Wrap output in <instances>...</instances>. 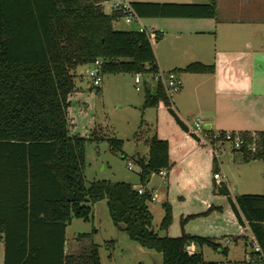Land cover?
Returning a JSON list of instances; mask_svg holds the SVG:
<instances>
[{"label": "trees", "instance_id": "16d2710c", "mask_svg": "<svg viewBox=\"0 0 264 264\" xmlns=\"http://www.w3.org/2000/svg\"><path fill=\"white\" fill-rule=\"evenodd\" d=\"M106 1L0 0V241L5 245L4 264H103L99 243L85 246L80 253H66V228L74 217L91 221L94 204L104 199L114 224L142 246L161 252L163 264H221L206 260L203 252H190L188 244L196 242L225 253L227 246L214 237L184 230L188 220L209 214L213 207L182 218L183 232L172 236L167 232L173 221L172 206L164 203L160 230L165 234H161L154 225L150 190L140 193L129 181L104 179L86 184L88 141L107 139L119 149L123 139L71 132L68 108L76 89V69L102 59L103 75H150L159 70L148 30L115 28V21L125 12H108ZM131 4L140 17H216L218 12V0H132ZM156 36L161 38L162 33ZM175 70L213 72L215 65L194 61ZM160 104L189 130L163 84L158 82L155 89L147 86L144 107ZM244 135L251 138L249 131ZM146 141L148 156L134 157L141 166V185L153 173L173 166L168 139L154 134ZM241 151L247 160L264 156L263 151ZM219 164L214 155V190L228 197L238 221L249 227L264 250V193L232 196L217 176Z\"/></svg>", "mask_w": 264, "mask_h": 264}, {"label": "crops", "instance_id": "0c3cea01", "mask_svg": "<svg viewBox=\"0 0 264 264\" xmlns=\"http://www.w3.org/2000/svg\"><path fill=\"white\" fill-rule=\"evenodd\" d=\"M128 1L131 2L132 0ZM152 1L169 2L168 0ZM187 1L199 2L198 0ZM250 1L252 0H245L246 3H250ZM105 3L106 2H104V5ZM237 12V0H218V12L216 17L156 19L161 16H152V18H155L152 19L154 23L153 27L157 32L159 31L162 33L161 41L165 39V32L163 29L167 27V25L164 23L170 20V22L176 26L179 24L177 23L178 21L183 24L182 27L168 29V33H171L173 38H168L169 43L166 45L168 46V51L166 52L167 59H162L160 50L154 48L159 70L167 71L178 69L180 67H185L191 62L201 61L206 64H214L215 71H179L184 80V84L180 92L171 96L170 99L173 107L181 119L187 124L189 130H185L173 115V119L166 117L167 123L164 122L160 125L162 104L159 106L146 107L147 109H152V117L146 116L143 123V125H148V121L150 120L152 125L156 124V133L158 136L169 140L170 157L173 163L172 168L170 170L168 169L166 177L153 173L151 176L152 180L150 179L149 186L145 185V189L152 192V195L155 197L153 201L159 199L163 203L169 202L172 206L173 218L177 217V219L179 218L180 220L182 217L188 215H199L213 207V210L209 214L199 215L188 220L184 228L188 233L214 237L222 241L223 245L228 248L227 253L221 249L214 250L208 245L201 246L196 242L188 244L190 248H188V250L190 252H203L206 260L219 261L220 263H222V260L217 258L218 254H229L231 252L230 246L227 245V243L231 241V237H234L236 242H239V240L247 241L245 250L246 255L247 251L251 248L248 243L251 231L248 226H244L238 221L228 197L214 190V149L209 144L198 140L191 131V127L194 120L197 117H201L204 119L206 126L213 130L264 131L263 60H254L253 58L247 57L250 56V54L243 49L218 46V41H220V39L236 40L241 37L244 39L247 34L249 35V33L246 34L245 31L251 34V32L255 30L254 27L249 26L252 19H238L239 15H237ZM261 20L263 21L264 19ZM138 24L144 23L140 19ZM158 27H160V29H158ZM249 45H251V43H249ZM228 46H230V44H228ZM143 83L144 88L150 86L152 89H155L157 85V81L153 79V77L144 79ZM165 108L168 110L167 106H165ZM170 114L172 113L170 112ZM225 145L226 144L220 146L218 158H220V153L225 150ZM232 149V153L230 152V154L226 151V155H228L229 160L238 162V168L245 166L243 165L244 163L250 164L252 162V159H245V155L241 150H236L233 147ZM123 152L126 157H129L127 152ZM237 152L241 153L242 158L237 155ZM148 153L149 145L146 143L145 150H140L139 147H137L134 154L130 155V157H147ZM223 163H225V161L222 160L220 174H222L223 177H220V181H224L228 185L232 196H235L240 193H238L240 188L234 191L228 180L229 170L224 166L226 164ZM248 168L253 171L254 175L261 176L260 174H264L263 167V170L253 167V165H249ZM154 175L159 176V179H155L156 177ZM140 182L138 184H133L135 186H141ZM164 182H166L168 186L163 189L162 183ZM249 189L253 188L247 189L245 185L244 191L249 193L257 191ZM259 193L263 192L261 191ZM97 203L98 202L94 204V210ZM200 216L210 219L213 218V220H215L211 221L209 219V224H207L205 228L207 232H200L201 230H198L196 226L191 228L192 222H196L193 220H197ZM97 230L98 228L94 225L93 231ZM82 238L85 239L84 237ZM67 243L68 239L66 240V253H71L70 251L67 252ZM92 243L96 242H85L86 246ZM208 248L214 250L215 253L213 252V254L216 256L215 258L211 259L207 257ZM0 252H2L1 264H4L5 245L3 241H0ZM243 260L244 259H234L232 261Z\"/></svg>", "mask_w": 264, "mask_h": 264}, {"label": "rangeland", "instance_id": "374dc122", "mask_svg": "<svg viewBox=\"0 0 264 264\" xmlns=\"http://www.w3.org/2000/svg\"><path fill=\"white\" fill-rule=\"evenodd\" d=\"M168 1L188 2L187 0ZM198 1L206 2L207 0ZM111 4V0H107L105 3V8L108 12L112 10ZM237 11V15H239L238 19H252L249 26L254 27L255 30H253L251 34L245 31L246 34L249 33V35L247 34L248 37L246 36L244 39L243 37L236 40L220 39V41H218V46L220 47L221 45L229 48L246 50V52L248 51L250 54V56L247 57L253 58L254 60L261 59L264 62V20H261L264 19V0H252L250 3H246L245 0H237ZM140 19L146 25L151 35L154 48L160 50L162 59H167L166 52L168 51V46L166 45L169 43L168 38H173L172 34L168 33V29L182 27V22L178 21L177 23L179 24L177 26L173 25L170 20L166 22L167 24L164 23L167 25V27L163 29L165 32V39L161 41V38L156 36L157 31L153 27L154 23L152 19L155 18L148 16L141 17ZM156 19L192 18L158 17ZM114 26L117 29H137L139 24L136 21L129 23L122 17L115 21ZM158 29H160V27H158ZM249 43H251V45H249ZM228 44H230V46H228ZM88 66L89 65H79L75 71L76 89L71 95L72 102L68 108L71 132L88 137L116 136L123 139V144L119 149H114L111 142L107 139H94L88 141L87 166L85 171L86 184L90 185L93 181L104 179L111 181H129L138 184L140 182L138 173H140L141 166L134 160V157H130V155L134 154L137 147H139L140 150H145L146 140L152 135L157 134L156 124L152 125L150 120L148 121V125H143L146 116L152 117V109H147L143 104L145 98L143 80L150 76L144 74L142 83L140 84L142 89H137L135 73H106L102 79V86L100 90H98V88L94 86L93 81L86 75L85 70ZM162 106L160 112V125L164 122L167 123L166 117L173 119L170 111L168 112L165 108L166 105L162 104ZM225 146V152L223 151L220 153L219 167L221 172L222 160L225 161L223 164H226L224 166L229 170L228 180L234 191L240 188L238 193H249L244 191L246 185L247 189L253 188L249 190H257L254 191V193H259L261 191L264 193V174H260L261 176L254 175L253 171L248 168L249 165H253V167L263 170L264 156L254 158L250 164L244 163L243 165L245 166L238 168V162L229 160L228 155H226L227 152L232 153L233 149L231 145L226 144ZM123 151L127 152L129 157H124L125 153ZM237 155L242 158L240 152H237ZM130 159L134 160L132 168H129L128 165ZM220 172L217 174L219 179L221 176L223 177ZM155 177V179H159V176ZM149 182L146 184L147 186H149ZM141 186L144 188L146 187L145 185ZM162 186L164 189L168 184L164 182ZM150 208L154 214V225L156 229L161 234H165V231L160 230V224L165 215L164 203L159 199L155 201L152 200L150 201ZM209 219L210 218L200 216L197 220H193L196 222H192L191 228L196 226L198 230H201L200 232H207L205 228L207 224H209L208 221H215L213 218ZM181 221L182 219H177V217L173 218L171 226L167 231L169 235L178 236L183 232ZM94 225L98 228L97 231H93ZM81 233H88V235L83 239L80 236ZM66 238L68 239L67 252L70 251L71 253L82 252L84 250L83 248L86 246L85 242L99 243L103 264H163V255L161 252L153 248L142 246L137 241L131 239L123 227H118L114 224L106 199L98 201L95 205L93 220L85 221L81 218L74 217L67 227ZM233 238L234 237H231V241L227 243L231 248V252L229 254L220 253L217 256V258L222 260L221 264H232V260L234 259L242 260L245 258L247 241L239 240V242H236L235 238ZM111 240H114V242ZM248 243L250 245L249 240ZM212 249L208 248L207 251V257L211 259L216 257ZM1 262L2 252H0V264Z\"/></svg>", "mask_w": 264, "mask_h": 264}, {"label": "built area", "instance_id": "2783aa9c", "mask_svg": "<svg viewBox=\"0 0 264 264\" xmlns=\"http://www.w3.org/2000/svg\"><path fill=\"white\" fill-rule=\"evenodd\" d=\"M111 9H122L125 12L124 18L127 22H140V16L137 11L132 6L131 2L128 0H111ZM140 30H147V27L144 24H140ZM102 59H97L93 64L89 65L86 68V75L93 81L94 86L100 90L102 86L103 71H102ZM144 73H137L135 76V81L137 84V89H142V77ZM150 77H153L158 82H161L167 91V94L171 97L178 92L183 87L184 80L181 74L175 70H158L154 74H150ZM191 131L196 134L199 139L209 144L215 152V155L218 156L219 149L221 145L230 144L231 147L238 150H248L251 154H257L260 151L264 152V134L260 135L258 132H250L251 138H246L244 131L241 130H213L210 127H207L204 119L197 117L191 127ZM129 168L133 167V160L128 161ZM164 177L168 174V169L163 168L157 173ZM143 186H138V191L143 193ZM155 197H152L154 200ZM250 241V250L247 251L244 260L241 264H264V250L260 243L258 242L256 236L253 233L249 235Z\"/></svg>", "mask_w": 264, "mask_h": 264}]
</instances>
